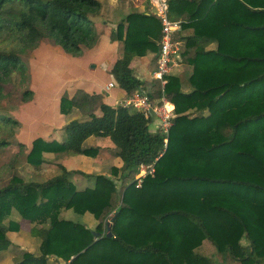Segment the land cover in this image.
<instances>
[{
  "label": "trees",
  "instance_id": "obj_1",
  "mask_svg": "<svg viewBox=\"0 0 264 264\" xmlns=\"http://www.w3.org/2000/svg\"><path fill=\"white\" fill-rule=\"evenodd\" d=\"M169 5L170 19L182 22L175 39L183 42L182 63L191 68L190 89L176 73L166 76L164 90L160 81L136 75L135 57L154 52V71L161 52L163 24L148 11L128 13L112 30L110 39L122 43L123 52L109 69L127 96L149 86L151 100L167 97L174 105L168 131H152L155 117L110 103L102 92L79 88L72 97L62 95L63 117L76 109L85 117L64 123L61 138L32 140L28 163L35 170L55 164L49 178L13 175L0 188V260L9 249L2 248L8 232L19 230L18 223H6L15 211L34 224L32 235L41 233V241L39 255L22 250L14 264L60 258L66 264H264V0ZM102 6L99 0H0V95L22 63L8 49L11 39H51L78 53L104 38L93 19ZM14 122L0 114V134ZM91 137L110 140L124 164L112 166L110 174L86 173L46 157L96 158L108 150L85 146ZM142 165L155 171L139 182L131 174ZM74 174L93 178L94 185L79 189ZM70 209L91 213L100 236L88 224L62 217ZM115 212L109 237L107 223ZM205 242L221 260L202 252Z\"/></svg>",
  "mask_w": 264,
  "mask_h": 264
},
{
  "label": "rangeland",
  "instance_id": "obj_2",
  "mask_svg": "<svg viewBox=\"0 0 264 264\" xmlns=\"http://www.w3.org/2000/svg\"><path fill=\"white\" fill-rule=\"evenodd\" d=\"M103 3L100 11L93 16L97 21V32L104 38L105 44L100 49H92L95 46H82L78 53H67L60 45L51 39L37 41L30 44H24L23 41L16 38L11 39L9 50L21 57V65L13 72L11 77L3 83V90L0 95V114L10 116L18 122L9 123L0 134V141H5L0 145V188L7 185L13 175H22L27 180L44 181L52 175L55 164L47 163L40 170H35L27 160V152L31 142L37 136H55L61 138V127L64 123H70L72 120L82 119L85 116L74 110L67 117L59 113V100L62 95L67 94L72 97L86 81L92 80L102 86L109 80L107 71L112 60L122 55V45L112 44L107 41L111 34V28L105 25L108 19L115 22L132 11H139L137 4L143 2L145 10L151 11L148 0H100ZM128 2L129 7L124 10L113 9L117 17L112 19L109 7L116 2L118 5ZM105 5V8H104ZM144 9V8H143ZM144 11V10H142ZM112 12V14H113ZM112 21V22H113ZM109 25V24H108ZM106 38V39H105ZM102 40V41H103ZM184 46L181 45V51ZM107 63L106 68L103 63ZM147 60L136 58L132 61V66L138 76L147 78L150 72L146 69ZM153 59L149 69L154 67ZM96 66V67H93ZM156 67V63H155ZM180 67H177L179 69ZM156 69V68H155ZM175 69V72L176 70ZM155 71V70H154ZM191 68L183 64L178 74L184 80V89L189 90L187 82ZM152 72V71H151ZM152 80V79H151ZM153 81V80H152ZM119 90L117 87L115 88ZM113 99H115L113 97ZM114 103V102H113ZM98 113H100L98 111ZM103 146L108 150L100 156L93 158L85 155L73 156L66 159L64 154H47L46 157L55 160L67 162L69 169H82L92 173L110 174L114 165L122 166L123 161L116 155L117 149L110 140H96L94 137L87 141L86 146ZM131 174V173H129ZM141 174L138 170L133 172L131 178L138 177ZM79 189L94 185V179L87 175L74 174L71 178ZM130 179L127 180L129 182ZM119 181L118 185L121 186ZM62 217L74 221L88 224L95 230L97 220L91 213L78 214L73 210H63ZM18 223L19 230L8 232L9 244L2 248L5 251L1 253L0 264H14L21 258L22 250H28L36 255L40 254V241L33 237V223L25 220L18 212H13L6 223ZM41 226V225H40ZM45 226H48L45 225ZM43 227V226H41ZM45 228V227H43ZM202 252L213 259H222L221 254H217L214 247L205 242ZM50 264H61L53 260Z\"/></svg>",
  "mask_w": 264,
  "mask_h": 264
},
{
  "label": "built area",
  "instance_id": "obj_3",
  "mask_svg": "<svg viewBox=\"0 0 264 264\" xmlns=\"http://www.w3.org/2000/svg\"><path fill=\"white\" fill-rule=\"evenodd\" d=\"M154 14H156L163 24V36L161 40V52L158 59V65L153 73V78L160 81L161 87H164L167 83L166 76L171 74L173 68L177 65L179 57L181 56V43L175 39V34L182 30L181 20H173L169 17V0H150ZM117 82L112 80L107 88L108 90L115 88ZM151 100L149 94L145 92H135L131 96H128L124 100L120 101L119 105L134 106L135 108L143 111L147 117L158 119L162 127L168 131L171 126L172 117H174L173 109H169L170 101L163 94L162 99ZM141 174L137 177L139 182L148 173H154V168H148L142 165Z\"/></svg>",
  "mask_w": 264,
  "mask_h": 264
},
{
  "label": "crops",
  "instance_id": "obj_4",
  "mask_svg": "<svg viewBox=\"0 0 264 264\" xmlns=\"http://www.w3.org/2000/svg\"><path fill=\"white\" fill-rule=\"evenodd\" d=\"M100 1V0H99ZM138 1H145V0H138ZM101 2V1H100ZM148 2H149V4H150V7H151V11L150 12H152V13H154V10H153V8H152V5H151V3H150V0H148ZM102 3V2H101ZM103 4V3H102ZM130 5L128 4V2H124L123 1V3L122 4H120V5H118V3H116V2H114V3H112L111 5H110V7H109V11L111 12V15H112V19H114V17L116 18L117 17V15L113 12V9H116V10H124L125 8H127V7H129ZM137 7L139 8V11H142V10H144V11H147V10H145L146 8V6L143 4V2H139V4H137ZM104 8H105V5H104ZM144 8V9H143ZM138 11V10H137ZM112 12H113V14H112ZM149 12V11H148ZM113 20H111V19H108L107 18V20H106V22H105V25H107L109 28H111V30H113L115 27H116V25H117V23L119 22V21H117V19H115V22L113 21ZM96 23H97V21H95ZM109 24V25H108ZM111 33H112V31H111ZM186 34H188V33H191V31H187V32H185ZM111 35V34H110ZM103 37H104V35H103ZM106 39V38H105ZM103 39H101V41L99 42V44H97L96 46H95V48L93 47V48H91V50L93 49H96L97 48V50L98 49H100V47L101 46H103L104 44H105V41L103 40ZM107 41H109V43H111V45L112 44H118L119 45V47H120V44L122 45V43H120V42H114V41H112L111 39H110V36H108L107 37V39H106ZM180 43H181V45L183 46V42L182 41H179ZM122 52H123V49H122ZM118 57H120V56H118V54H117V56L112 60V62L110 63V64H108V66H109V68L108 67H106L107 66V63H103V65L106 67V68H108V72H109V69H110V67H111V64L113 63V61L116 59V58H118ZM155 57V53L154 52H152V51H148V53H147V55L146 56H142V57H135L134 59H136V58H140V61L141 60H143V59H146L147 60V63H146V69H147V71H149L150 72V75H149V77H147V78H144V77H141V78H143V79H145V80H148V81H152V80H156V79H154L153 78V73H154V71L153 70H151V69H149V65L148 64H150V66H151V62H152V59ZM182 65H183V63H182V56H180L179 57V61H178V63H177V65L173 68V71H172V73H176V74H178L177 72H178V70H180V68L182 69ZM93 67H96V66H93ZM133 67V66H132ZM177 67H180L179 69H177ZM175 69H177L176 70V72H175ZM134 70H135V68H134ZM152 71V72H151ZM135 73H136V71H135ZM136 75H137V73H136ZM109 80L105 83V84H102V86L101 85H99V84H97V83H95L94 81H92V80H89V81H86V84H85V86H83L82 85V88L83 89H85L86 91H99V92H102V93H104L105 94V96H106V99L110 102V103H115L116 105H119L120 104V101H122V100H124L125 98H127L128 96L127 95H125V93H124V91H122V90H117V89H115V88H112V89H110V90H108V88H107V86H108V84L112 81V80H115L116 81V79L114 78V76L113 75H111L110 73H109ZM140 77V76H139ZM152 79V80H151ZM117 82V81H116ZM147 89L146 90H144V92L146 91L147 93H149L150 94V92L152 91L151 90V88L148 86V87H146ZM113 97L115 98V99H113ZM159 98H156L155 100H157V101H159L158 100ZM113 103V104H114ZM170 104H172V103H170ZM172 106H173V108H174V105L172 104ZM154 119V118H153ZM160 121L158 120V119H154V121H153V123H152V126H151V130L152 131H157V129H159L160 127H161V124L159 123ZM92 138V137H91ZM91 138H89V139H91ZM88 139V140H89ZM87 140V141H88ZM87 141H86V143H85V146L87 145ZM80 156V155H79ZM67 159V158H66ZM66 159H64V161H63V164H65V165H67V162H66ZM67 167V166H66ZM68 168V167H67ZM69 169V168H68ZM70 170H73V169H70ZM75 170V169H74ZM41 228H43V227H39V230L41 231ZM33 237H36V238H38L39 240H41V233H39V235L38 236H33Z\"/></svg>",
  "mask_w": 264,
  "mask_h": 264
},
{
  "label": "water",
  "instance_id": "obj_5",
  "mask_svg": "<svg viewBox=\"0 0 264 264\" xmlns=\"http://www.w3.org/2000/svg\"><path fill=\"white\" fill-rule=\"evenodd\" d=\"M118 215V212H115L114 215L109 219L108 223H107V234L109 237H111L113 235L112 232V223L114 222L116 216ZM94 236L98 237L100 236V232L97 231H93ZM55 258H57L56 255H54ZM59 261L61 262V264H66V261L62 258L59 259Z\"/></svg>",
  "mask_w": 264,
  "mask_h": 264
},
{
  "label": "bare ground",
  "instance_id": "obj_6",
  "mask_svg": "<svg viewBox=\"0 0 264 264\" xmlns=\"http://www.w3.org/2000/svg\"><path fill=\"white\" fill-rule=\"evenodd\" d=\"M168 107H169V109H171V104H170V105H168Z\"/></svg>",
  "mask_w": 264,
  "mask_h": 264
}]
</instances>
